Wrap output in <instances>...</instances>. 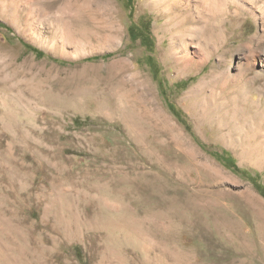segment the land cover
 <instances>
[{
  "label": "rangeland",
  "instance_id": "rangeland-1",
  "mask_svg": "<svg viewBox=\"0 0 264 264\" xmlns=\"http://www.w3.org/2000/svg\"><path fill=\"white\" fill-rule=\"evenodd\" d=\"M183 2L182 69L153 0H0V264H264V0Z\"/></svg>",
  "mask_w": 264,
  "mask_h": 264
},
{
  "label": "bare ground",
  "instance_id": "bare-ground-1",
  "mask_svg": "<svg viewBox=\"0 0 264 264\" xmlns=\"http://www.w3.org/2000/svg\"><path fill=\"white\" fill-rule=\"evenodd\" d=\"M183 1L184 0H153L154 7L160 9L167 15V20L164 23L165 24L164 32L170 34L169 55L174 56V58L176 59V62L180 65L179 67L182 69L187 67L186 61L187 59H189V54H190L189 53L190 45L185 35V30L182 26L184 24L194 26V24L196 23L201 24L202 23L201 21H203L204 23V20H202L200 16H196V14L189 11L190 8L188 9L187 7H190V4H188V2H183ZM184 4H186L187 6H185ZM173 9L176 11H173ZM183 10H184V13L182 12ZM193 18L195 20H193ZM196 31L197 29H192V33ZM257 43L258 44L256 45V48L264 45V38L261 40H258Z\"/></svg>",
  "mask_w": 264,
  "mask_h": 264
},
{
  "label": "trees",
  "instance_id": "trees-1",
  "mask_svg": "<svg viewBox=\"0 0 264 264\" xmlns=\"http://www.w3.org/2000/svg\"><path fill=\"white\" fill-rule=\"evenodd\" d=\"M1 26L4 27V25H2L0 23V27ZM23 46L25 47V49L28 52H31V53L35 54L36 57H38V58H42V57L45 56V54L42 51L36 49L35 47H33V46L29 45V44L23 43ZM53 61L58 62L57 60H53ZM166 105H167L169 111L175 116V118L179 122H181L188 129L189 127H188L186 121L183 120L179 110H177L176 107L170 102L166 101ZM210 153H211V155L213 157H215L227 169H229V170H231L232 172H235V173L240 172V169L237 167V165H236V163H235V161H234V159L232 158L231 155H229V154H227L225 152L224 153H220V154L215 153V152H210Z\"/></svg>",
  "mask_w": 264,
  "mask_h": 264
}]
</instances>
